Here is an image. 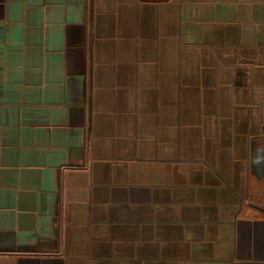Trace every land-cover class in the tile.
Here are the masks:
<instances>
[{"label":"crops","instance_id":"obj_1","mask_svg":"<svg viewBox=\"0 0 264 264\" xmlns=\"http://www.w3.org/2000/svg\"><path fill=\"white\" fill-rule=\"evenodd\" d=\"M264 0H0V264H264Z\"/></svg>","mask_w":264,"mask_h":264},{"label":"water","instance_id":"obj_2","mask_svg":"<svg viewBox=\"0 0 264 264\" xmlns=\"http://www.w3.org/2000/svg\"><path fill=\"white\" fill-rule=\"evenodd\" d=\"M259 209L262 210V211L264 212V207H263V208H260V207H259Z\"/></svg>","mask_w":264,"mask_h":264}]
</instances>
